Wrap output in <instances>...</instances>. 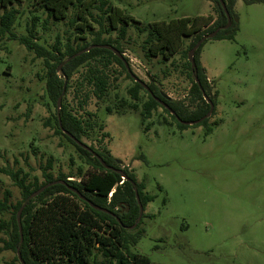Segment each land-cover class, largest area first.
<instances>
[{"label":"rangeland","instance_id":"obj_1","mask_svg":"<svg viewBox=\"0 0 264 264\" xmlns=\"http://www.w3.org/2000/svg\"><path fill=\"white\" fill-rule=\"evenodd\" d=\"M107 1L143 28L214 13L207 0ZM16 8L21 12L14 29L18 36L27 34L33 15L46 18L37 0H23ZM235 11V39L209 40L200 56L217 94L210 124L218 125L207 136L203 126L178 129L161 108L145 122L141 108L117 114L121 100L132 102L128 92L134 82L116 64L109 67L110 88L103 100L89 87H80L86 66L68 80L62 106L82 120L97 114L105 126L103 131H88L82 141L111 152L154 197L138 228L131 230L139 236L132 252L147 256L150 264H264V5L238 0ZM57 36L75 41L76 26L67 19L50 22L48 31L38 28L40 43L47 48ZM105 37L116 40L118 32ZM145 38L132 24L121 41L131 71L147 85L155 80L169 98L184 99L191 88L184 61L179 55L167 63L161 57L146 58L141 48ZM45 76L43 59L17 40L0 38V170H22V175L29 174L28 182L34 177L43 182V167L51 159L55 178L66 174L78 180V168L88 169L81 155L55 128L46 126L49 120L55 122L57 107L47 96ZM146 100L141 92L139 106ZM107 107L114 109L112 115H107ZM140 155L144 159L137 158ZM5 190L12 193L11 204L22 201L20 189L0 172L1 196ZM11 218L12 211L0 215V222ZM8 240V233L0 231V264H21L17 253L6 249Z\"/></svg>","mask_w":264,"mask_h":264},{"label":"trees","instance_id":"obj_2","mask_svg":"<svg viewBox=\"0 0 264 264\" xmlns=\"http://www.w3.org/2000/svg\"><path fill=\"white\" fill-rule=\"evenodd\" d=\"M207 1L213 5L215 16L181 18L170 22L154 23L143 28L140 27L139 22L120 8L112 6L107 0H37L39 8L46 13V18L41 19L33 15L30 25L26 27L27 34L18 36L14 29L21 12L16 7L20 6L23 0H0V38L9 37L17 40L36 58L43 59L46 69V93L55 107L62 95L65 77L70 81L83 66H86L87 71L80 87H89L98 100L105 99L110 88L109 67L116 64L134 82L133 88L128 92L132 102L121 100L120 105L115 109L117 114H122V109L139 110L141 108V116L145 122L158 108H161L176 123L178 129L185 130L203 126L207 136L218 125L217 122L210 124V119L216 114L217 94L213 93L214 86L209 81L200 61L202 48L209 40L201 44L194 56L196 76L200 81V87L195 82V74L188 61V52L203 37L227 25V16L220 0ZM222 1L226 4L231 25L228 29L221 30L213 40L233 41L239 31V18L235 11L237 0ZM242 1L246 5L255 3L264 5V0ZM70 11L73 12L72 18L69 16ZM67 19H70L71 25L76 26L78 36L75 41L78 42H75L71 36L63 42L61 37L57 36L51 48L40 43L38 28L48 31L50 22L59 23ZM132 24L135 25L140 35H146L141 46L146 58L161 57L167 63L179 55L184 61L183 70L191 81L189 94L184 99L163 98L161 90L152 79L148 84L150 92L145 90L132 79L124 62L110 49L94 48L87 53L80 54L91 46L108 45L123 55L121 41L127 39L128 27ZM96 25L98 30L95 28ZM113 31L118 32L116 40L105 37ZM87 36H91L90 43L86 42ZM189 39L192 41L184 49ZM77 54L80 55L69 60ZM125 60L129 65V60L127 58ZM60 65H62L61 76L58 72ZM68 88L69 84L67 91ZM201 89L214 104V113L210 119L198 125L185 126L177 118L185 122L198 121L210 111V105L205 100ZM141 92L147 95V100L139 106ZM157 99L164 102L168 109L163 107ZM113 112V108H106L107 115H112ZM172 112L175 115H172ZM54 119V123L49 120L46 126L55 128L56 134L62 135L76 148L83 164L88 169L85 170L81 166L78 168V180L66 174H59L55 178L51 172L53 161L49 159L43 167V182H40L37 177L28 182L29 174L22 175V170L14 172L11 169H1L0 172L9 176L20 189L22 196V201L14 205L10 203L11 191L5 190L3 196L0 195V215L12 211L10 220L0 222V231L5 230L9 235L6 249L17 253L19 248L21 259L25 264H150L147 256L132 252L131 248L137 244L139 236L131 233L130 228L137 223L139 217L135 188L138 190L144 210L146 205L154 200V197L144 192L145 187L137 183L133 170L122 169L123 162L117 160L107 149H95L90 146V149L102 158L108 167L122 171L127 180H124L122 175L115 170L105 168L92 153L79 147L64 134L66 131L78 141L83 142L82 139L88 136V131L96 129L103 131L105 126L97 114L89 113L88 119L82 120L74 116L63 105ZM103 137L107 138L109 134ZM137 158L144 159V156L140 155ZM56 181H65L68 186L53 185L35 199H31L35 192ZM68 187L77 189L91 203L109 210L115 216L93 209ZM22 206L25 207L21 214L23 242L20 243L17 214ZM98 255L102 260H98ZM16 260L20 262L18 256Z\"/></svg>","mask_w":264,"mask_h":264},{"label":"water","instance_id":"obj_3","mask_svg":"<svg viewBox=\"0 0 264 264\" xmlns=\"http://www.w3.org/2000/svg\"><path fill=\"white\" fill-rule=\"evenodd\" d=\"M220 3H221V6L227 16V25L220 28V29H217L216 31H214L213 33L211 34H208L206 35L205 37H203L197 44L196 46L191 49L189 52H188V61L191 63V66H192V69L194 71V74H195V82L197 83V85L200 87V81L198 80V77L196 76V69H195V60H194V56H195V52L196 50L201 46L202 43H204L205 41L207 40H212L214 39L217 34L221 31V30H226L230 27L231 25V18H230V15H229V12L226 8V4L220 0ZM94 48H104V49H110L112 52L115 53V55L120 58L124 64L126 65V68L130 74V76L132 77V79H134V81L138 84H140L145 90L149 91L150 92V89L148 87L147 84H145L142 80H140L139 78L136 77V75L133 74V72L131 71V68L130 66L128 65V63L126 62L124 56L122 54H120V52L118 50H116L115 48L113 47H110L108 45H96V46H91L85 50H83L80 54L82 53H87L89 52L91 49H94ZM80 54H77L75 56H73L71 59L69 60H72L76 57H78ZM62 68V65H60L58 67V72L61 70ZM67 83H68V79L65 77V81H64V86H63V92H62V95L60 96V98L58 99V102H57V113L59 114L60 113V110H61V107H62V99H63V96L65 95L66 93V86H67ZM202 92H203V95L205 97V100L207 101V103L210 105V111L208 112V114H206L205 117L201 118L200 120L198 121H193V122H185V121H182L180 118H177V120L185 125V126H194V125H198L200 123H202L203 121L207 120V119H210L214 113V109H215V106L214 104L212 103V101L206 96V94L204 93L203 89H201ZM161 96L165 99H168L169 97L164 94L162 91H161ZM158 102L165 108L168 109L167 105L162 102L161 100L157 99ZM172 115H175L174 112L171 113ZM60 126H61V123H60ZM64 134H66L69 138H71L79 147H81L82 149L90 152L93 154V156L95 158H97L105 168L109 169V170H115L114 168L112 167H108L102 160V158H100L93 150L90 149V146L86 145L85 143L83 142H80L78 141L77 139H75L72 135H70L68 132L64 131ZM116 172H118L119 174L122 175V178L124 180H127V177L122 173V171H117L115 170ZM56 184H61V185H64V186H68L67 183L65 181H56V182H53V183H50L46 186H44L43 188H41L40 190H38L37 192H35L32 196H31V199H35L36 197H38L42 192H44L48 187H51L53 185H56ZM69 190L75 194L78 195V197L83 200L84 202L88 203L93 209L97 210V211H100V212H103L105 214H108V215H111V216H115L113 213H111L109 210L107 209H104V208H101V207H98L96 205H94L93 203H91L89 200H87L77 189H74L72 187H68ZM135 194H136V199H137V203H138V206H139V217H138V221L137 223L132 226L130 228V230H134L136 229V227L138 226L139 222L142 220V217H143V214H144V208H143V205H142V202H141V199H140V196H139V193H138V190L137 188H135ZM25 206H22V208L19 210L18 214H17V222H18V225H19V232H20V237H21V241L20 243L23 242V234H22V228H21V214H22V211L24 209ZM17 256L20 260V263L21 264H25L24 261H22L21 259V253H20V249L18 248L17 249Z\"/></svg>","mask_w":264,"mask_h":264},{"label":"crops","instance_id":"obj_4","mask_svg":"<svg viewBox=\"0 0 264 264\" xmlns=\"http://www.w3.org/2000/svg\"><path fill=\"white\" fill-rule=\"evenodd\" d=\"M237 4H238V0H237V2H236V6H237ZM236 6H235V8H236ZM212 9V8H211ZM209 15H213V16H215V14L213 13V12H211ZM200 61H201V59H200ZM201 64H202V66L205 68V70H206V67H205V65L202 63V61H201ZM206 74H207V70H206ZM207 76H208V74H207ZM208 79H209V81L211 82V79L209 78V76H208Z\"/></svg>","mask_w":264,"mask_h":264}]
</instances>
